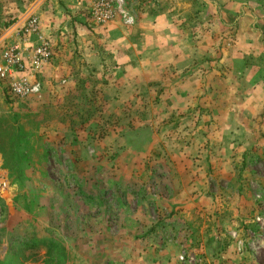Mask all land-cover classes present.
I'll list each match as a JSON object with an SVG mask.
<instances>
[{
	"label": "rangeland",
	"instance_id": "rangeland-1",
	"mask_svg": "<svg viewBox=\"0 0 264 264\" xmlns=\"http://www.w3.org/2000/svg\"><path fill=\"white\" fill-rule=\"evenodd\" d=\"M31 1L1 0L0 32ZM94 1L50 9L60 23L38 13L52 58L37 95L18 100L1 81L0 154L17 179L0 196V264H100L127 230L138 237L152 225L177 228L190 264H264V99H193L186 113L163 99H106L102 77L75 54L84 37L74 19L90 31L116 21L130 29L149 0H124L131 25L119 13L96 23ZM246 58L238 64L264 70V60ZM59 60L72 77L65 93Z\"/></svg>",
	"mask_w": 264,
	"mask_h": 264
},
{
	"label": "crops",
	"instance_id": "crops-1",
	"mask_svg": "<svg viewBox=\"0 0 264 264\" xmlns=\"http://www.w3.org/2000/svg\"><path fill=\"white\" fill-rule=\"evenodd\" d=\"M184 1L140 2L130 29L116 21L104 29L90 31L80 18L77 22L74 19L78 34L84 37H77L75 54L85 60V70L102 77L106 99H163L168 101L171 111L180 113L192 109L193 99H264V70L261 68L260 73V69L238 64L243 56L264 60V0ZM76 4V0H32L26 5L30 13L28 10L16 15L14 23L20 24L30 16L38 17L41 11L49 15L50 9L79 10ZM193 8L191 17L187 18V12ZM61 18L57 13L48 19L56 23ZM47 20L41 22L42 32ZM95 39L96 42L104 39L102 49L95 47ZM13 43L16 39L9 26L0 32V56ZM58 53L61 56V49ZM53 54V57L57 55ZM59 62V69H63L67 79L59 92L65 93L72 77L69 67L62 60ZM4 91L0 81V94ZM206 102L201 108L214 118ZM233 114L240 118L244 115L240 111ZM140 228L143 234L138 237L127 230L131 231L125 235L127 241H121L108 254V261L100 264H190L179 260L182 254L175 240L176 227ZM159 229L167 234L157 233Z\"/></svg>",
	"mask_w": 264,
	"mask_h": 264
},
{
	"label": "built area",
	"instance_id": "built-area-1",
	"mask_svg": "<svg viewBox=\"0 0 264 264\" xmlns=\"http://www.w3.org/2000/svg\"><path fill=\"white\" fill-rule=\"evenodd\" d=\"M124 0H95L92 15L98 24H107L120 14L127 25L134 21L124 13ZM16 43L9 44L0 56V81L8 84L9 93L18 100H24L40 92V83L36 81L49 65L52 58L51 44L41 34L42 25L38 17L30 16L20 24L11 25ZM31 38L36 42L32 43ZM18 40V41H17ZM9 173L0 154V196L9 189ZM184 261V256H180Z\"/></svg>",
	"mask_w": 264,
	"mask_h": 264
},
{
	"label": "trees",
	"instance_id": "trees-1",
	"mask_svg": "<svg viewBox=\"0 0 264 264\" xmlns=\"http://www.w3.org/2000/svg\"><path fill=\"white\" fill-rule=\"evenodd\" d=\"M14 23V21H10L9 23H8V25H7V27L6 28H8L9 26H11L12 24ZM162 175V174H161ZM10 179H12V182L15 180V179H17L16 178V176H15V179H14V177H12V175L10 176Z\"/></svg>",
	"mask_w": 264,
	"mask_h": 264
}]
</instances>
